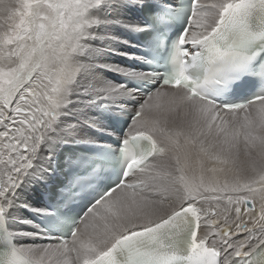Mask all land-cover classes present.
<instances>
[{
  "label": "snow or ice",
  "instance_id": "1",
  "mask_svg": "<svg viewBox=\"0 0 264 264\" xmlns=\"http://www.w3.org/2000/svg\"><path fill=\"white\" fill-rule=\"evenodd\" d=\"M111 26L152 55L118 52ZM86 108L129 114L117 161L56 247L3 232L0 264H264V0H0V225Z\"/></svg>",
  "mask_w": 264,
  "mask_h": 264
},
{
  "label": "bare ground",
  "instance_id": "2",
  "mask_svg": "<svg viewBox=\"0 0 264 264\" xmlns=\"http://www.w3.org/2000/svg\"><path fill=\"white\" fill-rule=\"evenodd\" d=\"M120 12L122 14L125 13L126 18H130L132 20L142 19L141 16L138 13H136L134 10H123L122 9L120 10ZM122 14H119L120 18H124ZM113 27H114V35H118L122 39L128 40L129 44L125 45V44L114 43L111 46L115 48L118 52L128 51L130 53H134L136 57H140L138 54V51L136 50V48L139 46L132 42V39L134 41V37H136V35L134 33L127 32L126 30L120 28L119 26H113ZM130 45H135V46L132 47ZM106 55H107L108 61L110 62L119 61V59L123 57L121 55H114L112 53H106ZM129 60L130 59L127 58L126 62H128ZM137 60H140V59H132L124 67L134 68L139 71H143L140 66H137ZM116 75H117L118 80L121 83H126V81L124 80L125 77L118 75L117 73L115 74V76ZM94 112L95 114L93 115L89 113L88 111H86V109H84L82 113H78L75 117H68L65 119L62 118L64 120V125H60L58 131H54L50 133V135L54 138L55 142L53 143L52 148H51V151L53 152V158L51 161H49L45 165V167L47 168V171L43 174L45 178L43 180L34 181L28 184L27 186L23 187L24 193L19 195V205L16 206V208L18 209V213L16 217L9 215L14 212V208L10 209L8 213L10 219H8L7 221H8L10 232L14 236V240L16 241V243L18 244L20 248L34 249V250L48 248V247L54 248L60 243V242H52V241L46 240V236L52 235V234L48 233L45 227H42L41 225L36 223L34 219H31V220L36 224V228L28 231L26 225L21 220L22 214H21L20 208L23 206L24 208L32 209V206H36L38 208H34V209H40L42 206L39 203L40 202L44 203L43 193H49L52 196L51 200H54L56 198L57 191L66 182V178L63 174L66 168V165L76 162L82 157V154L80 152H75L71 155L67 154V151L73 145L64 146L65 144L75 143L77 140L108 143V141L105 139H101V138L100 140L96 139V136H99V135L98 133L96 134L95 130L104 131V132L110 131L112 134H114L113 130H111L113 129L111 125L113 121L109 119H107L109 123H106L104 121L107 116V110L105 109L94 108ZM89 118H94V122L97 125L96 127H90L87 123L83 122L84 120H88ZM77 119L81 121L79 126L77 128H74L75 130H77L75 131V133H77L78 135L72 136V132H71V135H69L68 133L72 131V129L69 130L68 132V131H64L63 128L67 123H75ZM101 125L105 127L106 131L99 128L101 127ZM86 126H88V128ZM89 133L92 136H94L95 138L94 140H88V139L79 137L80 136L79 134L88 135ZM64 141H67V142H64ZM44 151L47 154L49 149L45 148ZM67 157H69V160H68V163L65 164L64 161ZM256 207L258 210L259 209L258 201L256 202ZM42 209L48 210V213L51 212L50 208L42 207ZM12 222L14 223V226H12ZM27 238H29V240H27ZM34 239L35 241L38 240V242L36 243L32 242Z\"/></svg>",
  "mask_w": 264,
  "mask_h": 264
},
{
  "label": "rangeland",
  "instance_id": "3",
  "mask_svg": "<svg viewBox=\"0 0 264 264\" xmlns=\"http://www.w3.org/2000/svg\"><path fill=\"white\" fill-rule=\"evenodd\" d=\"M119 14H122V13L119 12ZM122 15H123L124 18H126L125 13H123ZM108 31H110V32L114 35V27H113V26H111V27L108 29ZM126 59H127V57H124V56H123L122 58L119 59V61L110 62V61H108V59H107V55H106V54L102 57V60H103L104 62H108V63H112V64H119V65H122V66H126V65H127ZM101 74H102L103 77H104L105 79H107V80L114 81L115 83H118V84L121 83V82L118 80L117 75L115 76L116 73H114V72H102ZM86 111H88L89 113H91V114H93V115L95 114V112H94V108H86ZM63 119H65V118H63ZM86 127L88 128V126H86ZM101 127H104V126L101 125ZM75 131H77V130L72 129V131H70V132H72V136H74V135H78L77 133H75ZM68 132H69V130H68ZM68 134H69V133H68ZM79 135H80L79 137H81V138H85V139L88 138V140H94V139H95L94 136H92L90 133H89L88 135H82V134H79ZM44 149H45V148H44ZM44 149H43V151H44ZM44 152H45V151H44ZM45 154H46V153H45ZM18 191H19V195L23 194V193H24V189H23V187H22L20 190H18ZM39 204H40L41 206L43 205L41 202H40ZM34 208H38V207H36V206H32V209H34ZM32 209L24 208L23 206L20 208V210H21V214H22V216H21V220H22L23 223L26 225L28 231H30V230L36 228V224L31 220V216H30V212H29V211H31ZM40 209H42V207H41ZM17 213H18V209H17L16 207H14V212H13L12 214H9V215H10V216H13V217H16ZM12 226H14V223H13V222H12ZM36 232H37V231H36ZM35 239H36V238H35ZM35 239H34L32 242H35V243L38 242V240L35 241ZM27 240H29V238H27ZM29 242H30V241H29Z\"/></svg>",
  "mask_w": 264,
  "mask_h": 264
}]
</instances>
